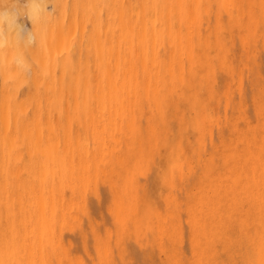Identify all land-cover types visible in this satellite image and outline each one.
<instances>
[{"label":"bare ground","instance_id":"obj_1","mask_svg":"<svg viewBox=\"0 0 264 264\" xmlns=\"http://www.w3.org/2000/svg\"><path fill=\"white\" fill-rule=\"evenodd\" d=\"M48 1L0 0L46 55L3 121L0 264H264V0H93L84 67L83 0Z\"/></svg>","mask_w":264,"mask_h":264},{"label":"rangeland","instance_id":"obj_2","mask_svg":"<svg viewBox=\"0 0 264 264\" xmlns=\"http://www.w3.org/2000/svg\"><path fill=\"white\" fill-rule=\"evenodd\" d=\"M52 1L53 0L48 1V3L45 5V8L47 9L46 10L47 12H50V10L52 9L51 8ZM60 1H62V0H60ZM83 6L89 7L90 8V12L84 11L85 8ZM23 7H25V6H23ZM79 8L81 9V10H79L80 13H85L86 14L84 16V20H83V28H84V32L86 33L87 36L85 37V33H84V37L81 40L80 39V34H79L72 41L75 42L74 46L78 50H80L77 53V55H81V60L78 61L79 62V66L84 67L83 64L88 63V62L91 63L92 60H93V58H92V55H93L92 53L93 52H92V49H91L93 47V45L89 44L92 40L90 38H88V35L92 37V33H88L87 31H89V32L92 31L93 32V30H94L93 29V19H94L95 14H94V10H92L94 8V2H93V0H83V4ZM10 9H12V8H10ZM11 12L13 14V11H11ZM15 12H17V15H16ZM20 12L21 11H14L16 16H13V19L16 18V17L17 18L14 19V23H12L13 25L10 24L11 28H9V30L7 29L8 27L5 28L8 31H12V33L9 36H7L6 33H5V37L2 40V42L0 43V141H1V138L5 134V129H4L5 123L7 124V126L8 125H12V127H13V123L15 124L17 122V120L20 121V118L16 119V117L18 115H20V114H18L19 110H17V109H19L18 102L21 99H23V94L22 93H25V94L26 93L28 94V92L30 93L31 87H29V85H32V83L31 84H28V83L26 84L24 79H26V80L28 79V80L31 81V79L45 78V76H41L40 74H37V73H40L38 71V69H37V62H38L37 59L42 58L45 55V50H44V48H40V49H38L36 51L37 46H36L35 41L33 40L32 36H31V31H32V29H31L32 23H31V20H30L31 18L28 15V11L27 10H25L23 13H21L22 16H21ZM58 20H59L60 23H61V20H62V24H65L63 22L62 16H59ZM6 43H8V44H6ZM4 45H8V46H4ZM263 57H264V55H263ZM16 79L21 83V85H23V83H24V85H23L24 87L26 85L25 89L28 90V92L27 91L25 92V89H24L23 86H22L21 89L19 87H18L19 89H17V86H19L20 83ZM12 80H13V83H14L13 87H12ZM21 80L22 81L24 80V82H22ZM30 81H29V83H30ZM5 88L6 89L8 88V90H5ZM15 89L17 90L16 94H15V91H16ZM22 89H24L23 92H22ZM13 90H15V91H13ZM6 91L7 92L10 91V92L7 93ZM4 92H6L5 93L6 95L3 94ZM13 94L15 95V97L13 96ZM25 94H24V98H25ZM27 94H26V99H24V100H26L25 101L26 103L23 102L22 100H21L22 103H20L21 105L23 104V106H24V103L27 105L25 107L27 109V110H25L26 113L30 112V109H28V108H30V106H28L29 105L28 98L30 99V97H29L30 94L28 96H27ZM12 96H13V98L15 100L12 98ZM12 100L15 101V104H18L17 107H16V105L14 104V102ZM27 102H28V104H27ZM21 105H20V107H21ZM23 106L21 108H23ZM21 108H20V110H21L20 113L22 112ZM4 109H8L9 111H7V110L4 111ZM14 109H15V112L18 111L16 113L17 116H15L16 114H14L15 113ZM10 110L11 111L13 110L14 113L10 112ZM4 114H7V116H5L6 120L3 118ZM23 115H24V113H23ZM26 115H29V113L26 114ZM13 116L15 117L16 122H13V119H14ZM22 117H21V119L25 120V118L27 116H22ZM28 118H26V119H28ZM3 121H5V123H3ZM8 122L10 124H8ZM17 126H19V125H17ZM0 144H1V142H0ZM11 145L13 147V144H11ZM2 146H0V147H2ZM8 147L5 146L6 150H8V153H9V150L11 152V148L9 149ZM5 148L3 146L1 148V151L4 150V152H6ZM15 152L16 151L13 150L12 153L14 154ZM15 154H14V156H15ZM9 155H10V153H9ZM10 156H12V155H10ZM11 158L13 159V156ZM7 163H8V168H7V166H5L6 164L4 165L5 170L7 168L6 171L4 169H2V168H4V167H1L2 163L0 164V168L2 169L3 173L6 172L5 173L6 175H8L7 173H9L10 171H12L11 170L12 167L9 168V163L10 162L8 161ZM11 166H13V165H11ZM0 173L2 174V172H0ZM10 174H12V173H10ZM1 177H3V174H2ZM1 177H0V179H2ZM0 195H1V193H0ZM66 235H68V233H66ZM183 248L186 249V247H183Z\"/></svg>","mask_w":264,"mask_h":264}]
</instances>
